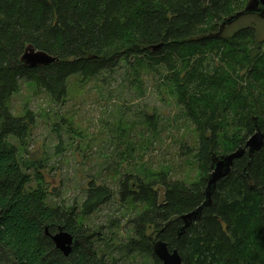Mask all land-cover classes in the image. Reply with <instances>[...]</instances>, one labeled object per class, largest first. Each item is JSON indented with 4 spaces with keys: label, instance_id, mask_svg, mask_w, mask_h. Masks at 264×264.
I'll list each match as a JSON object with an SVG mask.
<instances>
[{
    "label": "trees",
    "instance_id": "obj_1",
    "mask_svg": "<svg viewBox=\"0 0 264 264\" xmlns=\"http://www.w3.org/2000/svg\"><path fill=\"white\" fill-rule=\"evenodd\" d=\"M249 1L0 0V264H136L144 256L161 264L155 240L176 250L183 264H264V143L251 159L234 161L200 219L179 235L181 216L205 200L212 157L243 148L254 124L264 134L262 36L253 25L225 31L241 18L264 15L222 25ZM27 47L58 61L26 67ZM122 64L135 74L140 68L168 73L175 102L197 134L199 179L186 184L169 180L167 171L124 173L118 190L91 181L81 203L56 206L40 173L45 158L22 157L14 144L26 148L34 115L25 110L16 117L10 101L29 82L60 102L70 77L93 80ZM115 199L144 207L128 221L132 237L116 249L110 233L86 223ZM59 229L76 241L68 256L49 236Z\"/></svg>",
    "mask_w": 264,
    "mask_h": 264
},
{
    "label": "rangeland",
    "instance_id": "obj_2",
    "mask_svg": "<svg viewBox=\"0 0 264 264\" xmlns=\"http://www.w3.org/2000/svg\"><path fill=\"white\" fill-rule=\"evenodd\" d=\"M248 25L257 28L264 49V18L244 17L225 31L231 34ZM167 75L163 69L156 73L144 68L135 74L122 64L114 73L97 79L70 77L60 102L29 82L20 83L10 109L16 117L25 110L32 112L34 126L25 149L16 141L14 144L22 157L45 158L40 173L52 194L50 202L65 209L81 203L91 181L118 190L124 173L167 171L169 180L186 184L199 179L197 134L183 108L176 104ZM154 188L163 201L161 186ZM114 201L86 223L91 229L102 227L107 236L110 233L116 249L132 237L128 221L144 207ZM111 221H117L114 225L118 226L111 228ZM117 251L112 254L121 256ZM132 262L151 264L145 256Z\"/></svg>",
    "mask_w": 264,
    "mask_h": 264
},
{
    "label": "water",
    "instance_id": "obj_3",
    "mask_svg": "<svg viewBox=\"0 0 264 264\" xmlns=\"http://www.w3.org/2000/svg\"><path fill=\"white\" fill-rule=\"evenodd\" d=\"M247 14L264 15V0H250L248 7L240 13L235 14L230 19L225 20L222 25L230 24L237 18ZM57 58L50 56L42 51H36L32 47H27L21 57L24 66L35 68L57 62ZM254 133L246 141L243 148H238L228 155L213 156L211 163V172L207 177V186L204 191V202L192 212L181 216L183 225L179 229V235L182 234L192 223L200 219L203 208L211 204V195L215 190L216 184L222 178L228 176L235 160L243 157L245 154L248 159L258 152L264 143V134L259 127L254 124ZM264 230V223H263ZM47 235V231H45ZM55 247L64 255L68 256L72 251V246L76 243L74 238L67 232L59 229L53 235H49ZM153 254L161 264H183L182 259L176 250H169L168 245L163 241L152 242Z\"/></svg>",
    "mask_w": 264,
    "mask_h": 264
},
{
    "label": "flooded vegetation",
    "instance_id": "obj_4",
    "mask_svg": "<svg viewBox=\"0 0 264 264\" xmlns=\"http://www.w3.org/2000/svg\"><path fill=\"white\" fill-rule=\"evenodd\" d=\"M263 214H264V207H263ZM263 223H264V220H263Z\"/></svg>",
    "mask_w": 264,
    "mask_h": 264
}]
</instances>
